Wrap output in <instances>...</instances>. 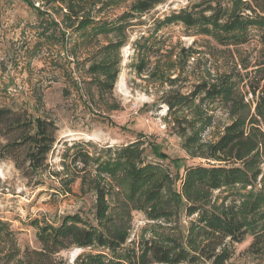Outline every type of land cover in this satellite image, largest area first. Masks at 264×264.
<instances>
[{
    "label": "trees",
    "instance_id": "obj_1",
    "mask_svg": "<svg viewBox=\"0 0 264 264\" xmlns=\"http://www.w3.org/2000/svg\"><path fill=\"white\" fill-rule=\"evenodd\" d=\"M24 1L39 18L42 45L77 56L81 45L100 44L104 36L86 80L104 98L103 92L113 93L130 30L168 0ZM124 5L118 16H106ZM175 23L221 46L245 45L257 36L264 57V0H188L133 42L137 75L159 85L155 104L166 105L164 121L181 139L186 159L202 162L172 158L144 133L122 144L74 142L62 154V169L52 174L66 194L79 179L81 194L94 197L91 210L31 220L38 247L22 248L0 217V264H233L236 244L248 238V251L264 264V58L257 76L239 64L223 71L201 66L199 50L176 52L159 35ZM119 108L109 105L108 111ZM57 131V121L45 114L0 106V155L26 178L49 170ZM136 212L146 220L138 233ZM75 247L84 251L72 262L61 255Z\"/></svg>",
    "mask_w": 264,
    "mask_h": 264
},
{
    "label": "rangeland",
    "instance_id": "obj_2",
    "mask_svg": "<svg viewBox=\"0 0 264 264\" xmlns=\"http://www.w3.org/2000/svg\"><path fill=\"white\" fill-rule=\"evenodd\" d=\"M187 2L168 0L159 4L142 16L144 23L130 30V41L120 51L119 76L113 93L103 92L104 99L95 84L86 82L92 79L87 68L98 58L104 36H100V44L94 40L86 48L81 45L77 56L58 45H42L39 18L31 6L24 0H0V106L28 108L54 118L58 124L57 141L48 156L50 168L39 179L38 175L26 178L11 159L0 155V217L11 224L22 248L39 246L36 229L30 225L34 218L58 220L66 214L89 212L93 206L92 194H81L79 179L72 184L73 194H66L60 178L52 174L62 169V154L74 142L122 144L144 133L154 137L172 158H184L187 165L202 162L186 159L181 139L164 121L166 105L155 104L159 85L139 77L132 65L133 42L141 34L150 33L155 19H163ZM125 9L126 5L111 9L106 16H118ZM159 35L166 37L176 52L191 46L199 50L195 57L200 58L199 64L204 66L207 62L214 71L233 69L239 64L238 68L248 71L249 76H257V63L264 58L257 36L245 45L221 46L210 37L195 35L194 30L180 23L163 27ZM195 58L191 59L190 68L195 65ZM242 60L251 67L244 70ZM118 104L119 109L108 111L109 105ZM145 223L144 215L136 212L134 233ZM251 241L248 238L236 244L233 264H263L260 257L248 251ZM83 251L75 247L61 255L72 262Z\"/></svg>",
    "mask_w": 264,
    "mask_h": 264
}]
</instances>
